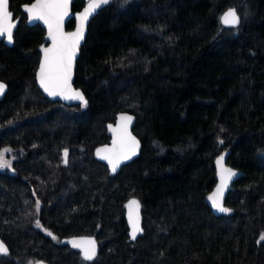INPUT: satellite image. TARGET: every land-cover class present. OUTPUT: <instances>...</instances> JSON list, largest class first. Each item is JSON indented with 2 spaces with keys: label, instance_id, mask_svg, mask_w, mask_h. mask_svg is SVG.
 <instances>
[{
  "label": "trees",
  "instance_id": "16d2710c",
  "mask_svg": "<svg viewBox=\"0 0 264 264\" xmlns=\"http://www.w3.org/2000/svg\"><path fill=\"white\" fill-rule=\"evenodd\" d=\"M33 1L10 0L20 23L13 45L0 43L11 165L0 168V264H264V0H111L89 25L75 75L88 102L74 106L37 86L46 31L27 23ZM232 7L237 28L221 23ZM120 112L135 115L142 151L113 174L95 150ZM220 157L244 175L216 217ZM131 198L142 207L136 241ZM83 235L99 241L94 261L62 244Z\"/></svg>",
  "mask_w": 264,
  "mask_h": 264
},
{
  "label": "snow or ice",
  "instance_id": "6c2138e0",
  "mask_svg": "<svg viewBox=\"0 0 264 264\" xmlns=\"http://www.w3.org/2000/svg\"><path fill=\"white\" fill-rule=\"evenodd\" d=\"M109 0H88L87 7L80 14V25L76 32L65 34L63 32V21L68 15L70 0H34L29 6H25V11L29 14L30 20L43 21L48 26V35L52 40V47L43 49L44 58L40 65L39 80L41 86L50 96H61L64 99H78L85 105L87 101L82 93L74 91L71 88L72 67L76 51L79 47L80 40L83 39L84 28L88 18L103 4ZM10 0H0V36H5L9 41L12 40L15 28L13 14L9 8ZM221 22L227 26L236 27L240 19L236 12L229 9L222 17ZM5 85L0 83V94H2ZM132 117L122 115L121 123L112 131L116 133V139L113 141V148H104L97 151L101 159L107 160L111 165L112 172H115L120 163L129 160L136 155L139 141L131 136L128 132V126ZM111 127V126H109ZM223 141H221L222 143ZM10 151L5 149L0 152V168L10 167V162L5 159L4 153ZM68 152L64 151V163H67ZM220 166L221 185L217 188L216 193L209 197L213 206L221 212H229L222 203L223 190L227 187L228 181L236 173L223 166V157L217 160ZM129 208V220L131 222V236L135 239L137 234L142 231L139 223V201L133 199L127 205ZM38 210V207H37ZM40 227L39 221L36 222ZM48 235H52L50 232ZM55 238V237H53ZM264 239V236L261 237ZM74 248H80L85 260H92L96 256V242L92 239L72 240ZM8 249L0 243V254H7Z\"/></svg>",
  "mask_w": 264,
  "mask_h": 264
},
{
  "label": "water",
  "instance_id": "95a60500",
  "mask_svg": "<svg viewBox=\"0 0 264 264\" xmlns=\"http://www.w3.org/2000/svg\"><path fill=\"white\" fill-rule=\"evenodd\" d=\"M84 1H85V3H86L85 6H84L80 11H78V12H73V3L75 2V0H70L69 9H68V15L64 18V21H63V32H64L65 34L74 33V32H76L77 28L79 27V25H80L79 16H80L81 13H83V11L85 10V8L87 7V4H88V0H84ZM110 2H111V0H109V2H108L107 4H103V5H101V7H99L98 9H96V11H95V12H94V13L88 18L87 23H86L85 28H84L83 39L80 40V42H79V47H78V49H77V51H76L75 58H74V61H73L72 77H71V88H72L74 91H78V92L82 93L84 99H85L87 102H88V99H87L86 94L83 92L82 89L77 88V87L75 86V75H76L77 62H78V59H79L80 54H81V48H82V46L85 44L86 37H87V34H88V28H89V25H90L91 21H92L97 15H98V13H99L101 10H103L105 7H107V6L109 5ZM32 3H34V1L31 2V3L24 4V5L22 6V10H23V12L26 14V16H27V23H28L29 26H34V25L39 24V25H41V26L45 29V31H46V35H45L44 42H43V44L39 47V52H40V54H41V58H40V63H39L38 69H37V71H36V82H37V86H38L39 90L42 92V94H43L47 99H49V100L52 101V102H61V103L65 104V105H68V106H74V105L84 104L81 100H78V99H64V98L61 97V96H50V95L48 94V92H46V91L44 90V88L41 86L38 73H39V70H40V65H41V63L43 62V58H44V52H43V49H45V48H51V47H52V40H51V38H50L49 35H48V26H47L43 21H40V20H30V19H29V14L25 11V6H29V5H31ZM9 8H10V3H9ZM229 9L234 10V11L236 12V14L238 15V17H239V19H240V23H239V25L236 26V27H231V26H227V25L223 24L222 22H221V23H222V25H223L224 27H227V28H237V27H239L240 24H241V17H240V15H239L238 11H237V8L232 7V8H229ZM229 9H227V10L223 13V15H224ZM10 11H11V10H10ZM11 12H12V11H11ZM12 14H13V21L15 22V28L12 30V32H13L12 40L9 41V40L7 39V37H6V35H5V36H0V43H1L2 41H5V43L8 44V45H10V46L13 45V43H14V35H15V32H16L18 26H19V23H20L19 19H16V18L14 17V13H13V12H12ZM223 15H222V16H223ZM73 19L75 20V28H74L73 30H67V25H68V23H69L71 20H73ZM0 83H3V84L5 85V88H4L3 92H2V94H0V102H1V101L4 99L6 93L8 92V84H7L6 82L2 81L1 79H0ZM84 105H85V104H84ZM122 115L132 117L131 123H130L129 126H128V132L131 134V136L135 137V139H136L137 141H139V147H138V150H137L136 155L132 156V158L129 159V160L122 161V162L120 163L119 167L116 169V171H115V172H112V170H111V165H109V163H108L107 160L101 159L100 156L97 155V151H98L99 149H104V148H113V141L116 139V133H114V132L112 131V129H113V128H117V126L121 123V121H120V117H121ZM135 121H136V117H135V115H133V114H131V113H129V112H120V113L117 115L116 122H115V123H110V124H108V129H109V131H110V133H111V141H110V143L105 144V145H101V146L97 147L96 150H95V156H96V159H97L98 161L102 162L103 164L107 165V166L109 167L110 171H111L113 174H118V173L121 171V169H122L125 165H127V164L131 163L132 161H134L135 159H137V157H139V155L141 154V151H142V143H141V140H140V139L134 134V132H133V129H134V126H135ZM109 126H111V127H109ZM217 160H218V159H217ZM223 166H224L225 168H228V169L233 170V171L236 173V175H234V176L231 178V180L228 181V183H227V187L223 190L222 203H223V206L225 207L226 199H227V196H228V194H229V192H230V190H231V188H232V185H233L236 181H238L241 177H243L244 174H243L241 171H239V170L233 168L232 166H230V165L227 163V158H226V157H223ZM216 170H217V184H216V186L214 187V189L212 190V192H211V193L209 194V196H208V204H209L210 208L212 209L214 215H215L216 217H220V216H222L225 212H221V211H219L218 209H216V208L213 206L212 201L209 199V197L213 196V194L216 193L217 188L220 187V185H221L220 166L217 164V161H216ZM133 199L139 201L137 198H131V199H129V200L127 201V203H126V219H127L128 226H129V236H130V240H131V241H136V240L142 235V232H143V224H142V207H141V203H140V201H139V223H140V228L142 229V231L139 232V233L137 234V236H136L135 239H132V236H131L132 227H131V222H130V220H129V208L127 207V205L129 204V201H131V200H133ZM74 239H75V240H81V239H92V240H94V241L96 242V256H95L92 260H90V261H89V260H85L84 258H83V259H84L85 261L91 262V261H94V260L97 258V256H98L99 253H100V244H99L98 239H97L95 236H91V235L73 236V237L66 238V239H64V240L62 241V244H63V245H68V246H70V247L73 248L74 250H76V251H78L79 253H81V255H82V257H83V252H82V250H81L80 248H74V247L72 246L71 241L74 240ZM0 243H3V245L8 249V245L5 243V241H4L1 237H0ZM37 264H49V263H46V262H39V263H37Z\"/></svg>",
  "mask_w": 264,
  "mask_h": 264
},
{
  "label": "rangeland",
  "instance_id": "374dc122",
  "mask_svg": "<svg viewBox=\"0 0 264 264\" xmlns=\"http://www.w3.org/2000/svg\"><path fill=\"white\" fill-rule=\"evenodd\" d=\"M5 168H9V167H4V168H1V169H3V170H4Z\"/></svg>",
  "mask_w": 264,
  "mask_h": 264
}]
</instances>
